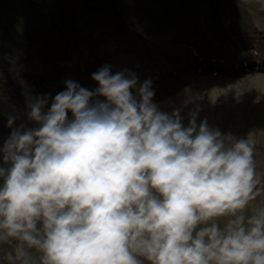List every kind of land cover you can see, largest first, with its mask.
I'll list each match as a JSON object with an SVG mask.
<instances>
[{
  "label": "clouds",
  "instance_id": "1",
  "mask_svg": "<svg viewBox=\"0 0 264 264\" xmlns=\"http://www.w3.org/2000/svg\"><path fill=\"white\" fill-rule=\"evenodd\" d=\"M127 71L101 67L94 90L66 80L47 110V95L29 102L39 126L21 124L0 147V259L264 264L251 139L197 125L196 112L185 127Z\"/></svg>",
  "mask_w": 264,
  "mask_h": 264
},
{
  "label": "rangeland",
  "instance_id": "2",
  "mask_svg": "<svg viewBox=\"0 0 264 264\" xmlns=\"http://www.w3.org/2000/svg\"><path fill=\"white\" fill-rule=\"evenodd\" d=\"M258 19L264 21V0H0V147L21 124L39 126L28 118L30 101L47 95L50 107L66 80L90 90L98 86L92 74L110 65L112 74L150 79L153 103L169 114L179 109L185 127L196 112L197 125L207 120L224 136L250 138L261 190L256 203L264 202V74L236 65L261 57ZM199 54L204 63L231 54L226 64L235 59L237 69H219L225 64L218 60V68L204 64L196 81L181 84L175 75Z\"/></svg>",
  "mask_w": 264,
  "mask_h": 264
},
{
  "label": "bare ground",
  "instance_id": "3",
  "mask_svg": "<svg viewBox=\"0 0 264 264\" xmlns=\"http://www.w3.org/2000/svg\"><path fill=\"white\" fill-rule=\"evenodd\" d=\"M257 21V25L259 26V27H264V26H262V25H264V21H262V20H260V19H258V20H256ZM225 23H227V22H225ZM228 24V23H227ZM203 26H205V24H203ZM262 32H264V29H263V31ZM225 59V58H224ZM248 61H250V60H248ZM163 64V62L161 61V65ZM179 65H181L182 63L181 62H179L178 63ZM184 66H186V65H184ZM103 67V66H102ZM162 68V67H161ZM131 73V72H130ZM132 73H134V71L132 72ZM148 73L149 74H155L156 75V77H157V75H160V73L158 72V71H155V72H152L151 73V70H149L148 71ZM126 75H128L127 73H125ZM135 76L138 74V73H136V71H135ZM165 75V74H164ZM144 77V76H143ZM156 77H153V78H156ZM152 78V79H153ZM146 80V77H144L143 79H141V80H139V81H141V83H143V81H145ZM138 81V83H137V87H139V84H140V82ZM98 86H95V85H91L90 86V90H94L95 88H97ZM195 88V87H194ZM136 89L134 88V89H132L131 91L132 92H134ZM47 108H49V103L48 104H46L45 105V110H47ZM13 131V130H12Z\"/></svg>",
  "mask_w": 264,
  "mask_h": 264
}]
</instances>
